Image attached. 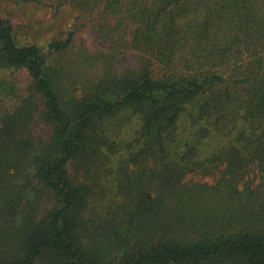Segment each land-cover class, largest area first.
Returning <instances> with one entry per match:
<instances>
[{
	"label": "trees",
	"instance_id": "trees-1",
	"mask_svg": "<svg viewBox=\"0 0 264 264\" xmlns=\"http://www.w3.org/2000/svg\"><path fill=\"white\" fill-rule=\"evenodd\" d=\"M61 7L75 23L47 48L0 16V78L29 77L0 110V264H264V0ZM87 30L136 63L70 82Z\"/></svg>",
	"mask_w": 264,
	"mask_h": 264
},
{
	"label": "rangeland",
	"instance_id": "rangeland-1",
	"mask_svg": "<svg viewBox=\"0 0 264 264\" xmlns=\"http://www.w3.org/2000/svg\"><path fill=\"white\" fill-rule=\"evenodd\" d=\"M0 16L9 20L13 26L18 45L36 44L47 48L52 39H63L72 30L76 15L68 7L57 8V0H41V2L23 3L20 0H0ZM99 42L89 30L77 35L74 47L62 57L68 67L70 82L85 85L96 81L109 68L107 48ZM131 53L127 59L115 62L114 68L120 70L133 66L137 55ZM29 84L25 72L18 71L13 75L4 73L0 78V110L11 109L18 102ZM187 120L188 115L183 116ZM137 121L123 113L115 120L113 128L121 129L122 139H130L131 129L136 128ZM118 134V132H116Z\"/></svg>",
	"mask_w": 264,
	"mask_h": 264
}]
</instances>
